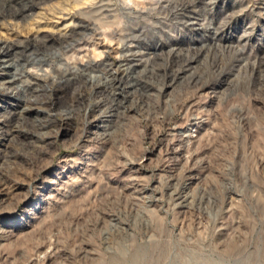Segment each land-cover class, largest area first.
I'll list each match as a JSON object with an SVG mask.
<instances>
[{
	"label": "rangeland",
	"instance_id": "rangeland-1",
	"mask_svg": "<svg viewBox=\"0 0 264 264\" xmlns=\"http://www.w3.org/2000/svg\"><path fill=\"white\" fill-rule=\"evenodd\" d=\"M2 41L0 264H264V0H0Z\"/></svg>",
	"mask_w": 264,
	"mask_h": 264
},
{
	"label": "bare ground",
	"instance_id": "bare-ground-1",
	"mask_svg": "<svg viewBox=\"0 0 264 264\" xmlns=\"http://www.w3.org/2000/svg\"><path fill=\"white\" fill-rule=\"evenodd\" d=\"M12 1V0H11ZM102 10V9H101ZM148 34V33H147ZM66 36V35H65ZM150 39V38H149ZM3 44H6V45H8V46H6L5 47V49L3 50V51H1L0 50V58L1 57H7V56H9V54L11 53V50H12V47L15 45H12L13 43L11 42H8V41H2V42H0V48L2 49V48H4L2 45ZM9 44H11V45H9ZM1 62H3L2 60H0V64H1ZM18 70V69H17ZM260 75V74H259ZM262 76H263V74H261ZM261 77V76H260ZM259 77V78H260ZM263 80V79H262ZM58 81H60L59 83H63V81L62 80H58ZM126 89V88H125ZM16 90H17V92H19L18 91V88H16ZM123 90V89H122ZM20 93V92H19ZM57 98V97H56ZM59 100V99H58ZM57 102V101H56ZM51 111V110H50ZM50 111H48V112H46L47 113V119L45 120V121H42V122H40L41 123V125L45 128V127H47L50 123H51V121L53 120L52 119V117H54V115H52L51 114V112ZM71 113L72 112H70L69 110H67V109H61L59 112H58V114L61 116V118H62V120H68V115H71ZM6 114V113H5ZM12 115V114H11ZM11 115H9V116H11ZM9 116H7V115H3L2 116V118H5V121L4 122H1L0 121V133H2L5 137H8L7 138V140L6 141H10L11 140V138H13V137H15L14 135L15 134H21L20 132H22V131H20L19 129H17L18 127H9L10 126V121H8L9 120ZM68 122V121H67ZM9 127V128H8ZM4 128H8V130L7 131H4ZM22 135V134H21Z\"/></svg>",
	"mask_w": 264,
	"mask_h": 264
}]
</instances>
